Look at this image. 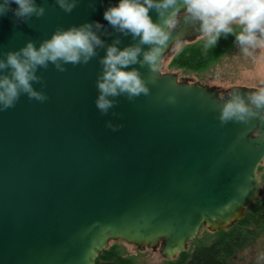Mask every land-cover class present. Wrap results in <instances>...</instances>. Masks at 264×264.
Wrapping results in <instances>:
<instances>
[{
  "label": "water",
  "instance_id": "water-1",
  "mask_svg": "<svg viewBox=\"0 0 264 264\" xmlns=\"http://www.w3.org/2000/svg\"><path fill=\"white\" fill-rule=\"evenodd\" d=\"M65 3L70 11L59 0H34L42 14L16 16L12 2L0 16V61L86 24L102 41L86 61L36 66L31 84L44 100L21 91L12 106H0V264H95L116 241L171 261L202 226L217 232L240 222L264 194V105L252 103L253 90L220 95L161 72L175 44L204 33L197 20L181 17L183 0L173 26L164 23L171 7L149 9L168 34L163 44L141 42L106 20L119 0ZM114 44L140 49L125 67L147 92L109 96L102 112L98 81ZM153 49L156 59L146 61ZM11 75L10 66L0 68V77ZM235 97L249 114L221 120Z\"/></svg>",
  "mask_w": 264,
  "mask_h": 264
},
{
  "label": "clouds",
  "instance_id": "clouds-1",
  "mask_svg": "<svg viewBox=\"0 0 264 264\" xmlns=\"http://www.w3.org/2000/svg\"><path fill=\"white\" fill-rule=\"evenodd\" d=\"M14 2L17 8L16 16H28L32 13L40 15L43 8L37 10L34 0H5L0 3V16H2L9 3ZM60 4L70 11L73 4L59 0ZM188 16L199 20L201 28L208 37V43L213 44L221 33H231L232 23L242 25V30L236 34V40L241 45H255L257 32L264 34V0H183ZM177 0H119V3L105 10L104 18L120 30H127L133 35H139L141 42L163 44L168 34L160 24L153 22L149 15L152 7L159 9L172 8L164 23L173 26L176 23L177 9L174 7ZM164 15L163 12L160 13ZM99 26V22H97ZM100 37L92 30L91 24L73 27L65 31H58L44 41L39 48L29 42L19 53L12 52L6 61H0V68L10 66L11 77H0V106L7 108L14 104L21 91L44 100L43 93L32 88L31 81L37 79L34 69L37 65H46L49 60L78 62L85 61L94 54L96 45L101 44ZM245 52L248 48L243 49ZM138 47L118 49L111 45L103 58L105 71L103 78L98 81L100 95L97 98V107L107 112L112 105L109 96L127 92L130 96L147 92L139 74L135 70H127L125 66L134 63L137 59ZM153 49L145 53L146 61H154L156 52ZM59 67V65H58ZM250 99L257 107L264 105V88L250 94ZM249 114V108L243 99L235 97L223 106L221 120H243ZM111 126V125H110Z\"/></svg>",
  "mask_w": 264,
  "mask_h": 264
},
{
  "label": "trees",
  "instance_id": "trees-1",
  "mask_svg": "<svg viewBox=\"0 0 264 264\" xmlns=\"http://www.w3.org/2000/svg\"><path fill=\"white\" fill-rule=\"evenodd\" d=\"M232 37V36H231ZM230 36H219L207 49H187L172 58L175 65L181 67H205L218 58L231 44ZM172 56V57H171ZM261 166L258 168V174ZM264 229V194L259 201L245 212L244 218L231 228L210 232L200 228L197 238L188 245L185 253L166 264H230L231 259ZM205 232V233H204ZM112 243V242H111ZM95 264H135L120 253L117 243L109 246Z\"/></svg>",
  "mask_w": 264,
  "mask_h": 264
},
{
  "label": "flooded vegetation",
  "instance_id": "flooded-vegetation-1",
  "mask_svg": "<svg viewBox=\"0 0 264 264\" xmlns=\"http://www.w3.org/2000/svg\"><path fill=\"white\" fill-rule=\"evenodd\" d=\"M188 16L187 12L185 11L181 17ZM201 22L197 20L195 25H199ZM235 23V22H234ZM238 25V24H237ZM232 26V25H231ZM240 27L238 31H236L233 27V32L231 33H221L220 36H232L231 37V44L229 47L221 54L223 59L227 58L225 64V69L223 72V77L225 76V79L223 81L226 82V86H218L215 84H209L208 82L204 81V79L201 78V75L205 73V71L208 69V66L205 67H181L174 64L172 61L173 57H176L181 52L186 51L187 49L194 48L195 50L200 49H207V46H209L208 43V37L205 35V33L199 35L196 38H192L188 41H184L179 44H175L170 52L166 55V57L163 60V63L161 65V72L162 73H172L177 75V78L179 82H186L190 84H196L199 83L207 88H213L219 92L220 95H231L232 91L235 88H244L253 90L254 92H258L261 88H264V83L260 84L257 80L258 75V69L257 66L254 67L256 64V61H254V50L251 47H247L248 51L245 52L243 48L236 47V44L238 41L236 40V34L239 33L242 30L241 26H235ZM172 54L173 57L169 61V63H166V58L168 55ZM252 57L253 60L250 61L249 58ZM233 58L232 60H230ZM246 60V62H243V60ZM233 76H236L237 79H233ZM234 80V81H233ZM234 82V83H232ZM228 83H231L228 85ZM133 246V245H130Z\"/></svg>",
  "mask_w": 264,
  "mask_h": 264
},
{
  "label": "rangeland",
  "instance_id": "rangeland-1",
  "mask_svg": "<svg viewBox=\"0 0 264 264\" xmlns=\"http://www.w3.org/2000/svg\"><path fill=\"white\" fill-rule=\"evenodd\" d=\"M238 25L233 22L231 27L238 31L240 27H235ZM239 26L242 27V25ZM236 28H238V30ZM245 46L250 48L252 47L254 50V61H256L254 67L257 66L258 69L257 80L260 84H262L264 83V34L257 32V43L255 45H241L239 42L236 44V47L239 48H243ZM221 58L222 56L220 55L218 58L212 61L205 73L201 75V78L209 84L226 86V82L223 81L225 79V76L223 77V72L225 69L224 63L226 62L227 58ZM232 59L233 58L230 60ZM170 60L171 58H166V63H169ZM249 60L252 61L253 58L250 57ZM243 62H246V60L244 59ZM233 79L235 80L237 77L233 76ZM230 84L231 83H228V85ZM258 175L262 181V188L264 190V162L261 165ZM115 243L118 244L120 253L132 260L135 264H166L165 259H163V257L160 255L159 251H140L137 247L130 246V244H127L123 241L112 242L111 245ZM230 264H264V229L259 233L256 239L251 241L244 249L240 250L231 259Z\"/></svg>",
  "mask_w": 264,
  "mask_h": 264
}]
</instances>
